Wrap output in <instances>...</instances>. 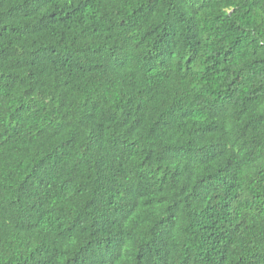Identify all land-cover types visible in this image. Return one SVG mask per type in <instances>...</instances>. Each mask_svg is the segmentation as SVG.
Returning a JSON list of instances; mask_svg holds the SVG:
<instances>
[{"label": "trees", "instance_id": "obj_1", "mask_svg": "<svg viewBox=\"0 0 264 264\" xmlns=\"http://www.w3.org/2000/svg\"><path fill=\"white\" fill-rule=\"evenodd\" d=\"M0 264H264V0H0Z\"/></svg>", "mask_w": 264, "mask_h": 264}]
</instances>
